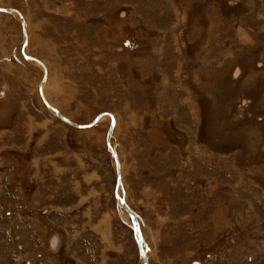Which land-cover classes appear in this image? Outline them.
<instances>
[{
  "label": "rangeland",
  "instance_id": "1",
  "mask_svg": "<svg viewBox=\"0 0 264 264\" xmlns=\"http://www.w3.org/2000/svg\"><path fill=\"white\" fill-rule=\"evenodd\" d=\"M0 9V264H264V0Z\"/></svg>",
  "mask_w": 264,
  "mask_h": 264
},
{
  "label": "water",
  "instance_id": "2",
  "mask_svg": "<svg viewBox=\"0 0 264 264\" xmlns=\"http://www.w3.org/2000/svg\"><path fill=\"white\" fill-rule=\"evenodd\" d=\"M0 11L1 12H8V11H11V10H9V9H0ZM30 59L36 61L37 63H39L44 68L43 64H41L39 61H37V60H35L33 58H30ZM45 77H46V72L44 73V79H45ZM40 95H41V97L43 99L41 85H40ZM43 101H44L45 105L47 106V108L54 112L56 117H58L61 121L65 122V123H67L69 125H72V126H74L76 128L86 129V128L94 125L104 115H108L111 118V123H110V127H109V130H108V134H110L112 129H113L114 119H113V117L110 114H101V115H99L89 125H76L74 123H71L64 116H61L57 110L51 108L46 103V101L44 99H43ZM107 147H108V149L110 151L111 157H112V159H113V161L115 163V168H116V182H117L116 189H115V192H116L115 193L116 204H117L118 208H120V210H122L123 212L127 213V216L130 218L131 228H132V231H133L134 239H135L139 254L143 258V263L142 264H148V261H147V258H146V253H147L148 247L145 245L144 237H143V234L141 232V228L139 226L138 218L133 216L134 214L126 206V204L123 202L121 196L118 193V190L121 189L122 186H121V174H120V171H119L120 166H119V160H118L117 154H116L114 148L112 146H110V144L108 142H107Z\"/></svg>",
  "mask_w": 264,
  "mask_h": 264
},
{
  "label": "bare ground",
  "instance_id": "3",
  "mask_svg": "<svg viewBox=\"0 0 264 264\" xmlns=\"http://www.w3.org/2000/svg\"><path fill=\"white\" fill-rule=\"evenodd\" d=\"M24 30H25V26H24ZM26 33V32H25ZM24 52V51H23ZM34 59V58H33ZM36 60V59H35ZM34 61V60H33ZM38 61V60H37ZM36 62V61H35ZM40 62V61H39ZM37 63V62H36ZM41 63V62H40ZM39 66H41L39 63H37ZM42 64V63H41ZM44 66V65H43ZM42 85H43V82L41 83V90H42ZM42 95H43V91H42ZM43 99L45 100V98H44V95H43ZM46 101V100H45ZM46 103H47V101H46ZM48 104V103H47ZM49 105V104H48ZM50 106V105H49ZM51 107V106H50ZM54 109V108H53ZM56 110V109H55ZM60 114V113H59ZM53 115L55 116V114L53 113ZM61 115V114H60ZM62 116V115H61ZM71 122V121H70ZM72 123V122H71ZM77 125V124H76ZM110 144V143H109ZM115 150V149H114ZM118 157V156H117ZM119 160V159H118ZM119 166H120V163H119ZM119 171H120V169H119ZM120 174H121V172H120ZM138 222H139V219H138ZM139 226H140V222H139ZM140 228H141V226H140ZM55 239H53V244H55ZM145 241V240H144ZM145 245H146V243H145ZM56 247V246H55ZM147 252H148V249H147ZM142 258V257H141ZM146 258H147V261H148V256H147V253H146ZM142 263H143V258H142Z\"/></svg>",
  "mask_w": 264,
  "mask_h": 264
}]
</instances>
